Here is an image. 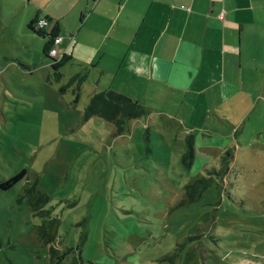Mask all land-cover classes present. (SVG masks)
Wrapping results in <instances>:
<instances>
[{
    "label": "rangeland",
    "instance_id": "obj_1",
    "mask_svg": "<svg viewBox=\"0 0 264 264\" xmlns=\"http://www.w3.org/2000/svg\"><path fill=\"white\" fill-rule=\"evenodd\" d=\"M87 1L0 0V185L26 172L0 188V264H264V96L239 141L221 142L227 160L199 150L189 167L191 131L166 117L129 121L122 135L87 122L94 82L77 104L70 76L80 69L67 64L58 82L51 67L68 55L58 22L80 23ZM35 17L55 22L45 31L54 60L50 40L30 36ZM198 135L200 148L220 143ZM199 180L205 188L188 194Z\"/></svg>",
    "mask_w": 264,
    "mask_h": 264
},
{
    "label": "crops",
    "instance_id": "obj_2",
    "mask_svg": "<svg viewBox=\"0 0 264 264\" xmlns=\"http://www.w3.org/2000/svg\"><path fill=\"white\" fill-rule=\"evenodd\" d=\"M87 4L93 11L84 18L88 10H82L80 23L58 22L57 35L63 38L60 45L63 53L68 52V62L52 75L62 82L69 78L67 64L73 71L80 69L70 76L77 104L85 86L94 82L90 99L108 90L121 93L146 109L150 125L166 117L191 131L183 140L192 143L195 156L199 150H216L227 160L221 142L232 134L239 141L246 118L261 107L256 97L264 96V0H88ZM29 30L32 39L38 35L50 40ZM72 43L77 45L73 52ZM47 46L44 55L49 58ZM87 107V122L99 117L115 126L101 116H87ZM215 123L230 134H218ZM197 132H213L220 143L200 148ZM237 148L234 160L242 146Z\"/></svg>",
    "mask_w": 264,
    "mask_h": 264
},
{
    "label": "trees",
    "instance_id": "obj_3",
    "mask_svg": "<svg viewBox=\"0 0 264 264\" xmlns=\"http://www.w3.org/2000/svg\"><path fill=\"white\" fill-rule=\"evenodd\" d=\"M38 20L39 18L35 19L30 24V28L33 31H36L41 36L43 37L47 36L48 38L49 35H47L45 32H40L35 29V25L38 22ZM55 35L56 33H54L53 37H55ZM57 36L58 35H56V37ZM52 45L53 42L50 41V43L47 46L46 55L52 60H54L49 53L50 49L52 48ZM67 62H68V55H64V59L59 61L57 64H52L53 65L52 67L55 70H59ZM147 114L148 112L146 111V109L138 102L122 95L121 93H117L112 90H108L106 92L96 95L87 107V116L98 115L107 120H111V122H113L117 127V131H116L117 135H122L125 133V131L128 128L129 121L144 117ZM188 147H189V151L183 156L184 158L183 162L187 167L191 166V162H192L191 160L195 157L194 149L190 141L188 142ZM25 175H26L25 171L21 172L15 177L2 183L0 185V188L3 190H9L13 188L17 183H19L25 177ZM205 186H206L205 183L199 180L195 184L188 186L186 191H188V194H190L191 191H197V190L202 191L205 188ZM42 199H43L42 203H45L47 201V198L45 199L42 198ZM39 205L40 203H38V205L35 206L36 209L41 208Z\"/></svg>",
    "mask_w": 264,
    "mask_h": 264
},
{
    "label": "built area",
    "instance_id": "obj_4",
    "mask_svg": "<svg viewBox=\"0 0 264 264\" xmlns=\"http://www.w3.org/2000/svg\"><path fill=\"white\" fill-rule=\"evenodd\" d=\"M37 24L41 31H47L48 33H52V31L55 30V26H54L55 22L49 20H40ZM62 40L63 39L61 37H57L56 44H61ZM50 54L52 57H55L58 53L52 50Z\"/></svg>",
    "mask_w": 264,
    "mask_h": 264
},
{
    "label": "bare ground",
    "instance_id": "obj_5",
    "mask_svg": "<svg viewBox=\"0 0 264 264\" xmlns=\"http://www.w3.org/2000/svg\"><path fill=\"white\" fill-rule=\"evenodd\" d=\"M39 21H40V20H38V22H39ZM49 21H50V20H49ZM38 22H37V23H38ZM37 23H36V24H37ZM35 29H36V28H35ZM36 30H37V29H36ZM37 31H38V30H37ZM39 31H40V32H45V31H41V30H39ZM57 37H59V36H57ZM57 37H56V38H57ZM61 38H62V37H61ZM62 39H63V38H62ZM62 42H63V40H62ZM57 45H60V44H57ZM55 46H56V44L53 43L52 48L50 49L49 53H51V51L54 50ZM50 55H51V54H50ZM51 57H52V56H51ZM52 58L54 59V57H52Z\"/></svg>",
    "mask_w": 264,
    "mask_h": 264
}]
</instances>
